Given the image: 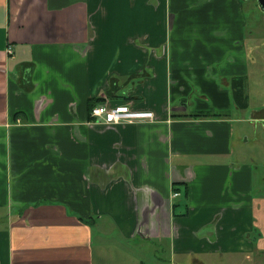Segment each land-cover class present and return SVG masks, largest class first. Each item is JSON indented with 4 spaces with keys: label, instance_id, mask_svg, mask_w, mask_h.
<instances>
[{
    "label": "crops",
    "instance_id": "obj_1",
    "mask_svg": "<svg viewBox=\"0 0 264 264\" xmlns=\"http://www.w3.org/2000/svg\"><path fill=\"white\" fill-rule=\"evenodd\" d=\"M249 3L257 21L252 0H0V264L256 263L232 91L264 71ZM97 103L155 119L94 122Z\"/></svg>",
    "mask_w": 264,
    "mask_h": 264
},
{
    "label": "rangeland",
    "instance_id": "obj_2",
    "mask_svg": "<svg viewBox=\"0 0 264 264\" xmlns=\"http://www.w3.org/2000/svg\"><path fill=\"white\" fill-rule=\"evenodd\" d=\"M251 4H258L256 0H252ZM257 11L259 10V16L257 21L255 20V13L250 7V3L245 8L246 14L248 16V23L246 24V30L250 29H264V12L261 10L259 5H257ZM249 10H252V14ZM259 18V19H258ZM257 39H262L263 35L258 34ZM264 54V48L262 49ZM264 67V64H263ZM261 67V68H263ZM250 87L248 94L250 97L251 107L249 109L250 121L252 125H247V123H242L239 125V130L235 138L236 149H240L242 156L241 162L249 161L254 165V167L259 166V170L255 169V190L256 195H264V122L263 120L251 118L252 109H262L264 106V71H260V68H256L255 72L250 76ZM234 159H238L236 155ZM154 253L150 252L146 256L147 262L151 260ZM249 256L252 257L255 264H264V249H258L254 253H250Z\"/></svg>",
    "mask_w": 264,
    "mask_h": 264
},
{
    "label": "built area",
    "instance_id": "obj_3",
    "mask_svg": "<svg viewBox=\"0 0 264 264\" xmlns=\"http://www.w3.org/2000/svg\"><path fill=\"white\" fill-rule=\"evenodd\" d=\"M12 53V49H9ZM90 117L94 122L117 125L120 123H143L153 121L155 115L149 110H136L128 105L111 106L109 104H98L91 109ZM175 197L179 193L174 194Z\"/></svg>",
    "mask_w": 264,
    "mask_h": 264
},
{
    "label": "trees",
    "instance_id": "obj_4",
    "mask_svg": "<svg viewBox=\"0 0 264 264\" xmlns=\"http://www.w3.org/2000/svg\"><path fill=\"white\" fill-rule=\"evenodd\" d=\"M232 91L234 101L239 109H247L249 107V96L247 93V78L244 76L236 77L232 80ZM98 105L94 104V106ZM92 107V108H93Z\"/></svg>",
    "mask_w": 264,
    "mask_h": 264
},
{
    "label": "water",
    "instance_id": "obj_5",
    "mask_svg": "<svg viewBox=\"0 0 264 264\" xmlns=\"http://www.w3.org/2000/svg\"><path fill=\"white\" fill-rule=\"evenodd\" d=\"M256 1L258 2V5L261 8V10L264 12V0H256Z\"/></svg>",
    "mask_w": 264,
    "mask_h": 264
}]
</instances>
